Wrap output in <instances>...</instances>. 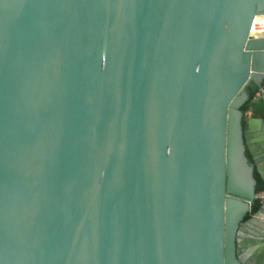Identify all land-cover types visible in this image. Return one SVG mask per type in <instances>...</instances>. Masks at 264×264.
Masks as SVG:
<instances>
[{
	"label": "water",
	"instance_id": "95a60500",
	"mask_svg": "<svg viewBox=\"0 0 264 264\" xmlns=\"http://www.w3.org/2000/svg\"><path fill=\"white\" fill-rule=\"evenodd\" d=\"M263 86L264 0H0V264H264Z\"/></svg>",
	"mask_w": 264,
	"mask_h": 264
},
{
	"label": "trees",
	"instance_id": "16d2710c",
	"mask_svg": "<svg viewBox=\"0 0 264 264\" xmlns=\"http://www.w3.org/2000/svg\"><path fill=\"white\" fill-rule=\"evenodd\" d=\"M257 92L258 90H249L248 92L249 98L247 102L241 107V111L244 115H246V113L248 112L251 113V116H255V117H262L264 115V100L260 98L256 102L253 101ZM255 177L257 179L256 192L258 193L263 190V186L257 174H255ZM259 207L260 205L256 202L252 207L251 213L247 215L245 219H248L252 213L258 210Z\"/></svg>",
	"mask_w": 264,
	"mask_h": 264
},
{
	"label": "built area",
	"instance_id": "2783aa9c",
	"mask_svg": "<svg viewBox=\"0 0 264 264\" xmlns=\"http://www.w3.org/2000/svg\"><path fill=\"white\" fill-rule=\"evenodd\" d=\"M264 92V86L260 89H258V92L256 93L253 101L256 102L258 101L260 98H262V93ZM247 118L251 116V113L248 112L246 113L245 115ZM255 201L259 204V205H262L264 204V190L256 193L255 195Z\"/></svg>",
	"mask_w": 264,
	"mask_h": 264
},
{
	"label": "flooded vegetation",
	"instance_id": "af4514ba",
	"mask_svg": "<svg viewBox=\"0 0 264 264\" xmlns=\"http://www.w3.org/2000/svg\"><path fill=\"white\" fill-rule=\"evenodd\" d=\"M263 120H264V115L261 117ZM247 156L249 157V155H248V153H247ZM250 158V157H249ZM251 161V160H250ZM250 216H252V215H250ZM250 218V217H249ZM257 244H260L261 246H262V248H263V254H264V242H257Z\"/></svg>",
	"mask_w": 264,
	"mask_h": 264
}]
</instances>
